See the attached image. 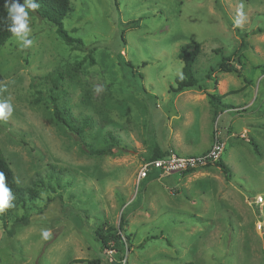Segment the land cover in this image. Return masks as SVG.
<instances>
[{
  "label": "rangeland",
  "instance_id": "374dc122",
  "mask_svg": "<svg viewBox=\"0 0 264 264\" xmlns=\"http://www.w3.org/2000/svg\"><path fill=\"white\" fill-rule=\"evenodd\" d=\"M69 1L63 28L92 49L93 64L36 12L31 46L13 35L0 45V101L13 105L0 148L16 184L33 192L0 212V264H264V0ZM181 46L196 49L202 89L175 99ZM221 56L240 74L207 79ZM50 89L86 126L80 139L54 121ZM208 93L227 94L216 114ZM214 129L230 180L208 163L136 183L154 149L196 154ZM80 140L111 153L88 154ZM124 209L130 243L101 246L94 230L117 228Z\"/></svg>",
  "mask_w": 264,
  "mask_h": 264
},
{
  "label": "trees",
  "instance_id": "16d2710c",
  "mask_svg": "<svg viewBox=\"0 0 264 264\" xmlns=\"http://www.w3.org/2000/svg\"><path fill=\"white\" fill-rule=\"evenodd\" d=\"M19 2L23 3V0H19ZM36 2L39 3L40 6L37 10H35V12L41 18H45L53 27H55V30L59 35V37H61L62 40L72 49L86 51L87 53L85 54L86 56L83 57V61L87 57V59H89V63L93 64L94 58L91 54L92 49L87 47V45L84 44L80 39H75L69 36L66 30L63 28L62 19L66 16V14L70 10V1L69 0H36ZM8 23L9 21H7V12L6 9L4 8V0H0V45L4 41H6L9 37L12 36V34L8 31ZM257 31L260 32L263 31V29L258 28ZM245 37H246L245 34H241V42L238 48L236 49L237 53H240L243 50V48L246 47ZM195 48H197L196 44H195ZM196 55H197L196 49L189 51L184 46L180 47L178 51V58L181 59L183 62L182 72L181 75L176 76L174 78V85H170L169 87L170 93L177 94L184 91L185 89H199V90L202 89V86L199 84L198 79L194 76L193 68H194V63L196 61ZM229 57L230 56H221L220 61L217 62V64L214 67H211L209 69L208 74L205 77L209 79L212 76V73L215 71L237 72L238 74H240L237 68L229 64V60H230ZM236 61L241 66L243 65L241 62V55H238L236 57ZM78 64H81V62L79 61ZM260 71L262 74H264V64L260 66ZM1 80H2V75L0 73V82ZM243 80L246 81V78L243 77ZM225 95L227 94L224 93L223 95L220 96L212 93L207 94L209 103L214 110V114L217 113L218 107L223 105L221 99ZM46 96H47L46 103L52 111V116L54 121L58 125H60L66 132L80 139L86 126L75 125L74 117L70 115L68 109L59 105L56 96L53 95L52 89L48 91ZM85 125H87V123H85ZM80 143L82 145L81 146L82 150L91 155H101L105 153H111L110 147L92 148L82 140H80ZM249 143H251L252 147L254 148V152L257 154L258 150L255 144L252 141H249ZM167 153L168 152L154 149L146 159L160 157ZM213 164L221 170L227 181L231 179V173H230L231 170L226 164H224L221 161V159H219L216 162H213ZM192 170L193 169L183 172H189ZM0 172H3L5 174L6 183L12 189L16 201H24L27 194L30 195V197L33 196V192L30 189L22 188L16 184L14 180L13 172L9 166V163L7 162L6 158L3 155L1 148H0ZM126 214H127V210L124 209L120 214V221L117 228L108 226L106 231H102L100 228H96L94 230L95 238L101 246L108 247L109 239H112L115 245H118L119 243L121 244L123 239H125V241L128 244L130 243L131 235L129 233H126L124 229V225L126 223ZM99 263L100 262L98 259L91 260L88 262V264H99Z\"/></svg>",
  "mask_w": 264,
  "mask_h": 264
},
{
  "label": "clouds",
  "instance_id": "9594fccd",
  "mask_svg": "<svg viewBox=\"0 0 264 264\" xmlns=\"http://www.w3.org/2000/svg\"><path fill=\"white\" fill-rule=\"evenodd\" d=\"M39 3L36 0H4V8L7 12L8 31L16 38L21 48L31 46L33 41L29 38L31 33L30 28V12H35L39 8ZM13 113V105L9 99L0 101V120H7ZM17 184L19 181L17 180ZM15 197L12 189L6 183L5 174L0 172V212L13 207ZM41 235L47 239L50 235L48 230H42Z\"/></svg>",
  "mask_w": 264,
  "mask_h": 264
},
{
  "label": "built area",
  "instance_id": "2783aa9c",
  "mask_svg": "<svg viewBox=\"0 0 264 264\" xmlns=\"http://www.w3.org/2000/svg\"><path fill=\"white\" fill-rule=\"evenodd\" d=\"M223 150L224 143L218 136L217 129H214L210 146L203 153L178 154L170 151L160 157L143 159L136 172V183L139 184L141 180L148 177L151 171H157L160 174L182 172L216 162L220 159ZM255 202H261V197L257 196Z\"/></svg>",
  "mask_w": 264,
  "mask_h": 264
},
{
  "label": "crops",
  "instance_id": "0c3cea01",
  "mask_svg": "<svg viewBox=\"0 0 264 264\" xmlns=\"http://www.w3.org/2000/svg\"><path fill=\"white\" fill-rule=\"evenodd\" d=\"M184 93H186L185 91H182V92H180V94L178 95V96H176L175 97V99H178V97L181 95V94H184ZM180 138V137H179ZM181 143H183L182 142V139L180 138V139H177V141H176V145H180ZM209 146H210V143H208V145L204 148V149H201L198 153H196V154H199V153H203V152H205L208 148H209ZM160 151H162V150H160ZM183 154H193V153H190L189 151H186L185 153H183Z\"/></svg>",
  "mask_w": 264,
  "mask_h": 264
}]
</instances>
